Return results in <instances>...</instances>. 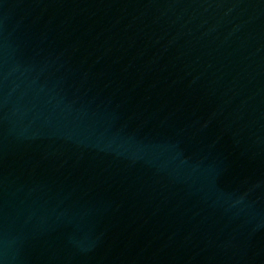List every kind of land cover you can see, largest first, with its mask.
Here are the masks:
<instances>
[{
    "label": "water",
    "instance_id": "obj_1",
    "mask_svg": "<svg viewBox=\"0 0 264 264\" xmlns=\"http://www.w3.org/2000/svg\"><path fill=\"white\" fill-rule=\"evenodd\" d=\"M0 264H264V0H0Z\"/></svg>",
    "mask_w": 264,
    "mask_h": 264
}]
</instances>
